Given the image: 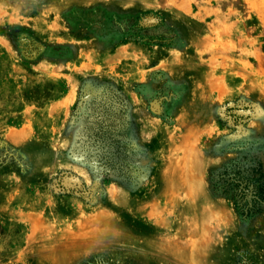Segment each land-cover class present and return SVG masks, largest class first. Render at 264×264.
<instances>
[{"label":"rangeland","instance_id":"1","mask_svg":"<svg viewBox=\"0 0 264 264\" xmlns=\"http://www.w3.org/2000/svg\"><path fill=\"white\" fill-rule=\"evenodd\" d=\"M232 178L264 192V0H0V264H264Z\"/></svg>","mask_w":264,"mask_h":264},{"label":"trees","instance_id":"2","mask_svg":"<svg viewBox=\"0 0 264 264\" xmlns=\"http://www.w3.org/2000/svg\"><path fill=\"white\" fill-rule=\"evenodd\" d=\"M100 146L101 144L98 141H95ZM226 177V175H225ZM229 185H233L235 191L237 192V197L239 201V205L242 209L244 215H250L252 212L260 211L262 206V202L264 203V192L263 190L261 193L257 192L255 185H252L251 182L245 180H229ZM251 199V202H247L246 198ZM245 201L247 204H244Z\"/></svg>","mask_w":264,"mask_h":264}]
</instances>
